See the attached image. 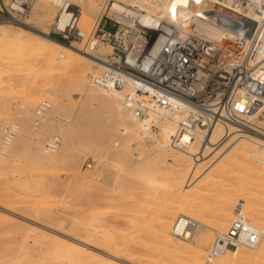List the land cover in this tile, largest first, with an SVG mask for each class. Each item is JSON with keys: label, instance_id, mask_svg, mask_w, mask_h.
Segmentation results:
<instances>
[{"label": "rangeland", "instance_id": "1", "mask_svg": "<svg viewBox=\"0 0 264 264\" xmlns=\"http://www.w3.org/2000/svg\"><path fill=\"white\" fill-rule=\"evenodd\" d=\"M13 2L0 0V25L5 29L0 37V264H102L100 254L110 264H194L196 251L202 253L199 264H223L219 261L227 255L229 264H264V235L254 254V249L242 247L243 255L223 253L210 263L205 258L215 232L226 230L233 217L264 230V170L261 162L252 160L260 154L256 142L240 131L222 130L213 144L197 141L187 158L172 156L170 145L157 150L163 123L157 122L150 133L129 136L124 124L115 123L112 109L122 98L90 83L95 63L80 64L88 71L79 80V63L63 68L64 59L52 56L46 43L31 46L23 40L22 29L7 25L25 20L60 40L51 32L50 18L59 7L49 0H32L19 14ZM100 3L91 0L93 17ZM82 25L87 33L93 27L84 21ZM115 26L105 22L110 31ZM87 90L106 99L109 95L114 102L88 101ZM44 101L48 106L39 111ZM125 119L134 124L128 111ZM95 124L106 128L95 130ZM52 139L57 142L54 149L45 146ZM92 156L95 163L88 167L86 160ZM86 191L94 200L93 218L104 206L110 211L104 219L108 227L102 220L90 229L84 211ZM182 212L210 227L204 244L198 245L194 235L189 249H184L179 246L182 241L170 235L172 222ZM164 235L174 241L167 243ZM84 253L92 259L86 260Z\"/></svg>", "mask_w": 264, "mask_h": 264}, {"label": "built area", "instance_id": "2", "mask_svg": "<svg viewBox=\"0 0 264 264\" xmlns=\"http://www.w3.org/2000/svg\"><path fill=\"white\" fill-rule=\"evenodd\" d=\"M169 1L130 0L115 11L117 0H101L88 33L70 8L66 26L51 32L95 54L90 83L121 93L133 121L150 129L155 122L172 124L169 145L175 149L201 142L217 124L224 132L235 123L264 136V0H180L176 12L160 11L157 5ZM26 4L11 7L23 14ZM107 21L114 30L105 28ZM47 106L42 102L39 111ZM56 143L45 146L54 149ZM256 147L263 156L264 143ZM93 163V156L86 160L88 167ZM196 224L189 216L176 217L170 233L189 237ZM260 236L245 218L233 217L226 230L215 232L205 258L210 263L234 248L253 249Z\"/></svg>", "mask_w": 264, "mask_h": 264}, {"label": "bare ground", "instance_id": "3", "mask_svg": "<svg viewBox=\"0 0 264 264\" xmlns=\"http://www.w3.org/2000/svg\"><path fill=\"white\" fill-rule=\"evenodd\" d=\"M29 0H15V3L13 2L12 5L13 6H16L18 5L19 2L21 3H27L24 10H23V13H25V10L27 8V6H29V3L28 2ZM51 3H53L56 7H59L60 11L57 15H55L54 17L51 15L50 18H52V22H51V25H52V28H54L55 30H59V29H62L63 27L66 26V23H67V19H68V10L70 8H73L75 11H76V14L78 16V25L81 27V29L83 28V25H82V22L84 21L86 23V25L89 27L93 24L96 23V19L98 18V15L100 13V7L99 8H96L98 9L97 13H96V16H92L91 15V11H90V6L92 5L91 4V0H49ZM93 1V0H92ZM124 2L127 0H123ZM130 0H128L129 2ZM162 1V0H161ZM178 1L180 0H171L169 1L168 3L164 4V5H161V4H158L157 6H160V11H164V12H170L172 11L173 12H176V9H177V5H178ZM68 6V7H64V6ZM120 2L117 1V3H114L113 4V8L115 9V11H120ZM42 6V5H41ZM93 6V5H92ZM91 6V7H92ZM95 6V4H94ZM49 8V6H48ZM51 9V8H50ZM93 11V10H92ZM41 12V11H39ZM37 13V12H36ZM127 13H129V11H127ZM52 14V13H51ZM175 14V13H174ZM45 16V15H44ZM49 17V16H48ZM47 18V17H46ZM124 18V17H123ZM47 20V19H46ZM45 20V21H46ZM50 21V19H48V22ZM5 25V24H4ZM7 25L9 26H16L18 27L19 29H22L21 31H24L25 34H24V37L23 40L25 39V41H27L28 43H30V45H35L37 44L38 41L42 42V45H43V42L44 44L46 43V45L49 46V48L51 49L50 50V54H52V56L56 55L58 58L61 57V59H64L63 62H62V67L63 68H69L71 67L73 64L75 65H78L79 63V67L78 69L76 70V76H78L80 79L79 80H82L83 77L85 76V73L86 71H88L87 69L85 70L84 68H82V66L80 67V64L81 63H85V64H90L91 62L93 63H96L97 62V57L95 56V54L93 53H90L86 50H84L81 45L79 46L78 44H67L63 41H60V40H57L55 38H52L50 35H49V30L46 28H36L34 25L26 22L25 20H21V19H17V20H13L9 23H7ZM90 30V29H89ZM89 32V31H88ZM5 33V29H4V26L0 25V37H2V35H4ZM21 38V37H20ZM19 40V39H18ZM36 42V44H35ZM33 43V44H31ZM40 44V43H39ZM41 45V44H40ZM45 45V46H46ZM44 46V45H43ZM31 49V48H30ZM46 49V47H45ZM107 49V48H106ZM106 49H102V51H104L105 53L107 52ZM37 51V50H36ZM43 51V50H42ZM26 53V52H25ZM29 53V52H28ZM43 53V52H42ZM48 53V54H49ZM51 56V55H49ZM63 57V58H62ZM65 57V58H64ZM54 58V57H53ZM57 59V58H56ZM87 67V66H86ZM89 67V66H88ZM84 82V81H83ZM93 85V84H92ZM104 93V92H103ZM85 95L87 97V100L88 101H97L98 103H100V99H101V102H108V103H112V101L114 102V99L113 98H109V95H108V99H106L105 97L102 98V95L101 93L93 90V91H90V90H87L85 91ZM114 95H116L120 100H121V93L119 92H114ZM105 96V94H104ZM99 99V100H98ZM91 102V103H92ZM114 113H115V123H122L124 124V128H123V132H126V134L128 133L129 136H137V134H139L140 132H144V133H150V128L147 127L146 125L144 124H141L139 122H136L134 121V124H129L127 122V120L125 119V111L127 112L128 111V117H130V114H129V110L126 108V105L123 103V101H121V104L119 103H116L114 105V107H112ZM125 110V111H124ZM157 123V122H155ZM162 124V123H161ZM158 127V125H157ZM106 126L105 125H101V124H95V130H101V129H105ZM227 129H234L236 131H240L242 133H244L245 137L247 139H249L251 142L254 141V143L256 142L259 143L260 141H262L264 143V136L260 135L258 132H256L255 130H251V129H247V128H242V129H239V126L235 123H229V125H227ZM224 130V127L222 125H215L214 127L210 128L208 133L206 134L205 138L201 141V143L205 146H207L208 144H213L212 141L214 139V137L216 135H218V133L220 131ZM161 141L158 142V147H157V150L158 151H164L165 150V147L168 145L169 146V139L170 137L174 134V127L172 124L170 123H163V127L161 129ZM130 133V134H129ZM239 133V132H238ZM235 139V138H234ZM256 139V140H255ZM211 142V143H210ZM125 141H123L119 146H118V153L121 152V150L123 149L124 145H125ZM196 142H192L191 144H189L187 146V148L185 150H180V149H175L173 147H171L174 151L171 153L172 156H175V157H189V153H191V147L192 145H194ZM107 147H105L104 149L107 150V148L110 146V145H106ZM167 146V147H168ZM242 150H245L247 149V147H241ZM254 150L257 151V148H254ZM171 152V151H170ZM244 152V151H243ZM245 153V152H244ZM187 155V156H186ZM195 157H197V154L194 155ZM259 156V160L258 162L262 163V166H261V169L264 170V155L261 156V155H258ZM101 160V159H100ZM190 160V159H189ZM98 163V162H97ZM105 163V161H104ZM88 181H92L91 179L88 180ZM94 183V181L92 182V184ZM89 184V183H87ZM91 184V185H92ZM90 185V186H91ZM94 185V184H93ZM99 185H97V188ZM95 190H96V186L94 187ZM106 189V187L104 188ZM93 192V195L96 194L95 192L98 191L96 190ZM101 191V190H100ZM99 191V192H100ZM102 192V191H101ZM88 192L86 191V194ZM106 192H104V196ZM100 195V193L95 195V196H98ZM91 194H87V201H86V209L84 210L86 213H85V217H86V221H87V224L90 227V229L92 227H96V226H99L100 223H102V220H106V217L109 215V210L106 208V206H103L101 208L100 204L98 206H100V210L98 211V213L96 214L95 218H93V214L95 215V212L96 210H94V213L92 212V208H93V199L91 198ZM101 196H103V194L101 193ZM103 196V197H104ZM99 198H101L100 196H98ZM107 197V196H106ZM97 198V199H99ZM95 199V198H94ZM86 200V199H85ZM96 200V199H95ZM96 204V203H95ZM96 206V205H95ZM98 210V209H97ZM59 213V212H58ZM180 216H187L186 214H184L183 212L180 213L177 217H180ZM104 220V221H105ZM102 224L106 223L107 221H105ZM166 223V222H165ZM200 222H197V224L195 225L194 227V230L192 231L191 235H188L186 236V238H176V237H173L170 233V230H169V233L170 235L174 238V239H178L180 241H182L179 246L184 248V249H189L190 247V244L192 243L193 241V237L194 235H197L198 236V240L196 241V243L198 242V245H202L204 244L205 242V232L210 228L208 225H201V224H198ZM222 223V222H221ZM107 224H104L103 227L106 228ZM164 226V225H163ZM102 227V229H103ZM108 227V226H107ZM257 228V227H256ZM88 229V228H86ZM93 229V228H92ZM91 229V230H92ZM99 229H101V226L99 227ZM98 229V230H99ZM109 228L105 229V231L107 230L108 231ZM259 231H260V234H261V239L264 235V230H261L259 228H257ZM95 230V229H94ZM110 230V229H109ZM101 231V230H100ZM97 232V231H96ZM100 233V232H99ZM102 234V232H101ZM100 235V234H99ZM87 236V235H86ZM91 238V235L89 236L88 235V238ZM87 238V237H86ZM100 239V236L97 237L96 239V242H98ZM163 239H165V241L167 243H172L174 241V239L170 238L168 235H164L163 236ZM101 241V239H100ZM88 242V240H87ZM90 242V241H89ZM95 242V243H96ZM81 243V242H80ZM99 243V242H98ZM110 242H107L106 244H108ZM176 242H174L175 244ZM83 244V243H82ZM86 244V243H85ZM84 244V246H85ZM103 244H104V241H103ZM113 245V244H112ZM261 240L259 241V243L257 244V246H255V248H253L254 250L250 251V252H253L252 254H254V252H257L259 250V248L261 247ZM66 246V245H65ZM69 247V246H68ZM67 247V248H68ZM71 247V246H70ZM93 247V246H92ZM37 250L39 251L38 247H36ZM44 248V247H43ZM85 248H88L87 246H85ZM242 247H238V248H234L233 250L231 251H226L225 252V255L229 254V253H232L234 251H238L240 253V255H243V250L241 249ZM46 249V247H45ZM44 249V250H45ZM34 250V249H33ZM47 250V249H46ZM199 250V249H198ZM46 252V251H45ZM260 252V251H259ZM39 253V252H38ZM88 253V252H87ZM243 253V254H242ZM37 254V252H36ZM43 255V253H42ZM85 257L87 256V259L88 260V255L90 256V253L86 255V253H84ZM102 257H106L105 255L103 254H100ZM78 256V255H77ZM93 256V255H92ZM202 256V253L200 251H196L194 252L193 254V263L194 264H199V260ZM19 257V256H18ZM102 257H100L99 259H101V262L102 264H110L108 262H106L105 260L102 259ZM66 258V257H65ZM12 259V258H11ZM10 259V260H11ZM14 259V258H13ZM37 259V258H36ZM54 259V257H53ZM84 259V258H83ZM92 259V258H90ZM50 260V259H49ZM60 260V259H59ZM15 261V260H14ZM32 261V260H31ZM33 261H34V258H33ZM54 261V260H53ZM229 261V255L223 257L219 263H227ZM24 262V261H23ZM59 262V261H58ZM66 262V261H65ZM90 262V260H89ZM98 262V260H97ZM96 262V263H97ZM30 263V262H29ZM32 263V262H31ZM30 263V264H31ZM91 263V262H90ZM100 263V261H99ZM230 263V261H229ZM227 263V264H229ZM42 264V263H41ZM47 264V263H46ZM88 264V263H87ZM101 264V263H100Z\"/></svg>", "mask_w": 264, "mask_h": 264}, {"label": "water", "instance_id": "4", "mask_svg": "<svg viewBox=\"0 0 264 264\" xmlns=\"http://www.w3.org/2000/svg\"><path fill=\"white\" fill-rule=\"evenodd\" d=\"M53 38V37H52Z\"/></svg>", "mask_w": 264, "mask_h": 264}]
</instances>
